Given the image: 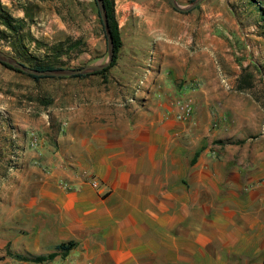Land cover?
Instances as JSON below:
<instances>
[{"label":"crops","instance_id":"crops-1","mask_svg":"<svg viewBox=\"0 0 264 264\" xmlns=\"http://www.w3.org/2000/svg\"><path fill=\"white\" fill-rule=\"evenodd\" d=\"M165 13L144 15L147 57L128 53L106 81L72 80L57 149L43 142L22 153L13 223L54 247L76 241L70 264H264V188H249L251 170L204 167L215 164L200 146L190 155L192 134L194 145L204 134L198 97H227L216 90L221 14L191 12L184 26ZM180 92L196 97L194 124L175 119L169 102Z\"/></svg>","mask_w":264,"mask_h":264},{"label":"rangeland","instance_id":"rangeland-1","mask_svg":"<svg viewBox=\"0 0 264 264\" xmlns=\"http://www.w3.org/2000/svg\"><path fill=\"white\" fill-rule=\"evenodd\" d=\"M176 1L180 6H186L192 0ZM251 1L202 0L194 9L180 12L169 0H114L122 45L116 63L105 73L103 81L117 70L120 59L128 53L138 58L147 57L142 34L149 22L144 15L159 19L168 10L177 24L191 12L199 16L209 10L220 12L219 37L223 48L216 60L220 66L216 90L226 89L227 97L212 96L213 89L208 90L211 97H198L204 105L199 116L203 126L198 132L204 134L198 137L202 140L200 145H194L197 135L192 134L190 155L200 146L205 160H214L215 167L203 161L206 168L226 171V174L232 170H251L253 180L248 184L249 188L258 190L264 188V23L254 9L255 1L263 0ZM262 4L260 6H264ZM0 5L13 18L22 20L17 35L0 38V50L18 61H24L20 57L23 55L42 58L46 46L67 40H80L82 45L61 57L62 69L107 60V38L95 0H0ZM199 16L191 20L200 21L202 17ZM4 29L0 24V30ZM136 36L140 37L139 41ZM244 77H248L250 84L242 83L243 88L237 89L239 80ZM76 78L34 80L26 73L0 63V264H70L69 253L42 263L16 257L45 255L53 252L55 247L45 244L35 232L24 233L23 226L13 223L9 198L12 196L10 187L17 184L20 174L26 173L22 153L27 148L37 150L43 142L54 145L51 154L57 149L55 139L64 135L58 112H62L61 105ZM189 94L194 112L188 122L194 124L199 120L195 115L196 97ZM32 136L37 138L35 146L31 145ZM42 159L33 165L43 166ZM222 184L226 186L227 183Z\"/></svg>","mask_w":264,"mask_h":264},{"label":"trees","instance_id":"trees-1","mask_svg":"<svg viewBox=\"0 0 264 264\" xmlns=\"http://www.w3.org/2000/svg\"><path fill=\"white\" fill-rule=\"evenodd\" d=\"M252 1H254V0H252ZM102 2H103L104 10L106 12L107 22H108L109 30H110V33L112 36V42H113L114 53H113L111 63L107 67H105L99 71H94V72H90V73H86V74L72 75V76H70L71 78L87 77L89 75H102V77L105 78V76H104L105 73L109 70V68H111L116 63L117 54H118V51L122 45V41H121L120 31H119V27H118V22L115 18L114 0H102ZM255 3L256 4L254 5V9L259 13L260 21H262L264 23V6H260L262 3H264V0H263V2L262 1H258V2L255 1ZM262 5H264V4H262ZM0 24L2 26H4V28H5L4 30H0V38L5 39L8 36H15L18 34L19 30L22 27V25H21L22 20L17 19V18H13L0 5ZM81 45H82V42L80 40H74V41L67 40L64 42H59L58 44H54L52 46H46L45 50H47V51H45L42 58L32 56V55H28L25 57L23 55V56H20L24 60L21 62L24 63L25 65L32 67L34 69H37V70L60 69L61 67L64 66L62 61H61V57L63 55H68V53L71 50L78 49ZM1 64L12 69V70H15L17 72H21L20 70L12 68L11 66H9L7 64H4V63H1ZM21 73H23V72H21ZM26 75L31 77L34 80H39L41 78H56L53 76H37V75H32V74H26ZM57 78L62 79V78H67V77H57ZM247 79H248V77H244L243 79L239 80L240 85L238 84L237 89L243 88L242 83L250 84ZM263 126H264V123H263ZM196 156H197V152L194 154V156L191 160V164H193L195 162ZM76 245H77L76 241L70 240V241L58 243L55 246V250L53 252L45 254V255H43V254L33 255V256L32 255H24V256L23 255H16V257L18 259L24 260V261L42 263V262L53 260L54 257H56L57 255H60L62 257L66 256L74 247H76Z\"/></svg>","mask_w":264,"mask_h":264},{"label":"water","instance_id":"water-1","mask_svg":"<svg viewBox=\"0 0 264 264\" xmlns=\"http://www.w3.org/2000/svg\"><path fill=\"white\" fill-rule=\"evenodd\" d=\"M202 0H192L188 5L186 6H180L176 0H169L171 3L172 7L180 12H187L192 9H194L198 4H200ZM98 10H99V15L101 18V21L104 26L106 38H107V44H108V58L105 62L101 63H95V64H89L80 68H69V69H53V70H37L32 67H29L25 65L24 63L18 61L14 57L4 53L3 51L0 50V62L7 64L11 66L12 68L18 69L21 72H24L26 74H32V75H37V76H53V77H69L72 75H77V74H86L94 71H99L105 67H107L112 60L113 57V42H112V36L109 30L108 22H107V17H106V12L104 10L103 2L102 0H95Z\"/></svg>","mask_w":264,"mask_h":264},{"label":"built area","instance_id":"built-area-1","mask_svg":"<svg viewBox=\"0 0 264 264\" xmlns=\"http://www.w3.org/2000/svg\"><path fill=\"white\" fill-rule=\"evenodd\" d=\"M149 62H151V59L149 60ZM144 79L145 77L142 76L138 80V86L143 85ZM128 100L129 102H133V99L131 98H129ZM169 104L172 108H174L175 119H177L178 121H182V122H188L192 120L193 112H194V107H193L194 105H193V99L189 93L180 92V93H176V96L174 94L173 97H171ZM30 135H33V134H30ZM36 143H37V138L32 136L31 145L35 146ZM91 184L94 187H99L98 181L95 179H91Z\"/></svg>","mask_w":264,"mask_h":264},{"label":"bare ground","instance_id":"bare-ground-1","mask_svg":"<svg viewBox=\"0 0 264 264\" xmlns=\"http://www.w3.org/2000/svg\"><path fill=\"white\" fill-rule=\"evenodd\" d=\"M148 13V12H147ZM151 14V13H150ZM153 14V13H152ZM156 16V15H155Z\"/></svg>","mask_w":264,"mask_h":264}]
</instances>
